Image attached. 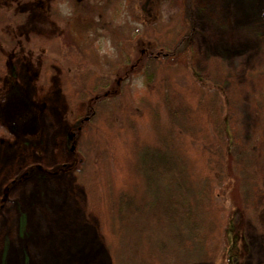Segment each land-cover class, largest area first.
I'll list each match as a JSON object with an SVG mask.
<instances>
[{
    "label": "trees",
    "instance_id": "obj_1",
    "mask_svg": "<svg viewBox=\"0 0 264 264\" xmlns=\"http://www.w3.org/2000/svg\"><path fill=\"white\" fill-rule=\"evenodd\" d=\"M24 1L0 4V92L19 57L43 84L62 67L69 112L80 103L87 110L72 129L77 147L68 170L98 216L111 264H192L210 261L220 249L228 258L247 253L246 219L264 232L262 125L249 137L244 133L234 105L242 97L223 58L210 54L205 74L191 58L188 67L172 64L181 45H189L181 39L188 28L180 15L169 20L150 8L139 19L151 31L142 34L109 2L100 7L93 0L78 1L74 15L111 37L113 53L75 40L63 48L59 39L69 21L58 18L56 2L48 13L61 27L48 38L20 27L26 14L17 9ZM251 71L264 75V62ZM251 99L263 120L264 83ZM4 136L11 132L0 122Z\"/></svg>",
    "mask_w": 264,
    "mask_h": 264
},
{
    "label": "rangeland",
    "instance_id": "obj_2",
    "mask_svg": "<svg viewBox=\"0 0 264 264\" xmlns=\"http://www.w3.org/2000/svg\"><path fill=\"white\" fill-rule=\"evenodd\" d=\"M6 1L0 0V4L7 6ZM78 1L82 0L24 1L17 9L26 14L20 27L51 38L59 34L61 26L55 21L61 16L69 21L59 39L63 48L67 41L75 40L82 47L93 45L101 54L111 55V37L87 27L86 18L74 15L75 7L83 4L77 5ZM93 1L100 7L109 2L130 25H140L142 34L151 31L150 22L139 19L150 8L151 14L160 12L169 20L180 15L188 28L181 39L189 45H181L172 64L188 67L191 58L192 66L205 74L210 54L223 58L231 85L236 84L242 97L234 105L244 133L249 137L262 125L259 152L264 179V117L260 120L251 99L264 83V75L249 73L264 62V33L258 35L264 31V0ZM52 2L58 7L55 20L48 13ZM142 40L148 43L146 37ZM134 44L139 48L138 42ZM13 66L12 80L0 92V122L11 132V137L0 138V264H111L98 216L88 211L85 189L76 173L68 170L77 147L72 129L86 116V105L80 103L74 114L69 112L61 91L60 65L55 66L48 84L37 80L27 58L15 59ZM139 87L141 83L134 90ZM261 200L258 195V203ZM244 226L247 253L228 258L225 247L210 261L192 264H264V232L249 219Z\"/></svg>",
    "mask_w": 264,
    "mask_h": 264
}]
</instances>
